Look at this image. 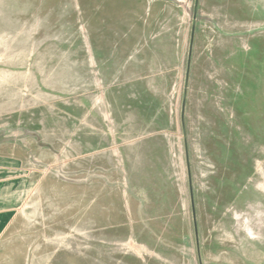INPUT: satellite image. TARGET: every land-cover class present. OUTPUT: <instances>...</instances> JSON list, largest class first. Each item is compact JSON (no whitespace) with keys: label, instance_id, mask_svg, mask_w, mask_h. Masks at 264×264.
Listing matches in <instances>:
<instances>
[{"label":"rangeland","instance_id":"374dc122","mask_svg":"<svg viewBox=\"0 0 264 264\" xmlns=\"http://www.w3.org/2000/svg\"><path fill=\"white\" fill-rule=\"evenodd\" d=\"M0 264H264V0H0Z\"/></svg>","mask_w":264,"mask_h":264},{"label":"crops","instance_id":"0c3cea01","mask_svg":"<svg viewBox=\"0 0 264 264\" xmlns=\"http://www.w3.org/2000/svg\"><path fill=\"white\" fill-rule=\"evenodd\" d=\"M14 190L16 187L7 174L0 167V236L3 234L12 218Z\"/></svg>","mask_w":264,"mask_h":264}]
</instances>
